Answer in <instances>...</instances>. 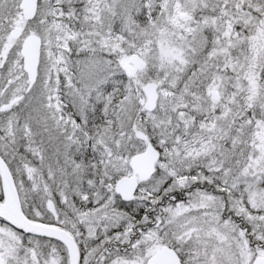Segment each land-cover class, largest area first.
Returning a JSON list of instances; mask_svg holds the SVG:
<instances>
[{
	"label": "snow or ice",
	"instance_id": "6c2138e0",
	"mask_svg": "<svg viewBox=\"0 0 264 264\" xmlns=\"http://www.w3.org/2000/svg\"><path fill=\"white\" fill-rule=\"evenodd\" d=\"M0 264H264V0H0Z\"/></svg>",
	"mask_w": 264,
	"mask_h": 264
}]
</instances>
